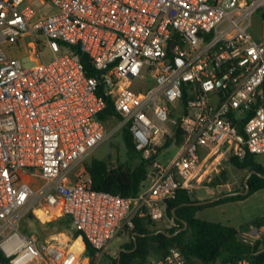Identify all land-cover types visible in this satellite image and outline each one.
<instances>
[{"label": "built area", "instance_id": "obj_1", "mask_svg": "<svg viewBox=\"0 0 264 264\" xmlns=\"http://www.w3.org/2000/svg\"><path fill=\"white\" fill-rule=\"evenodd\" d=\"M34 2L0 0V264H90L87 243L100 258L134 219L162 221L179 190L214 191L231 158L264 156V20L260 41L248 32L264 0H41L49 16ZM28 39L32 66L10 54ZM127 126L153 160L150 186L130 198L93 190L82 164ZM179 129L182 144L166 147ZM23 212L69 218L84 249L23 233ZM153 264L191 263L171 248Z\"/></svg>", "mask_w": 264, "mask_h": 264}, {"label": "trees", "instance_id": "obj_2", "mask_svg": "<svg viewBox=\"0 0 264 264\" xmlns=\"http://www.w3.org/2000/svg\"><path fill=\"white\" fill-rule=\"evenodd\" d=\"M88 68V57L84 58ZM108 106L101 115L103 120L114 115L111 101L107 99ZM124 144L127 148L129 159L118 167H112L111 160H90L85 164L92 180V188L98 192L121 195L126 198L136 197L142 191L145 182L149 178L150 167L153 160H143L134 148L129 126L122 131ZM184 140L182 131L179 129L174 138H168L166 147L172 142L181 145ZM135 158V159H133ZM230 163L237 169L256 171L248 180L250 192L248 195H230L242 193L240 191L224 193L228 196L214 202L200 206L193 205L200 202L184 190H179L174 200L165 204L166 216L175 223L174 228L165 230H152L153 222L144 219H134L133 227H127L130 233V242L123 249L112 264H145L151 255L153 245L165 257L169 249L178 248L186 256L191 264H239L248 261L250 264H264V236L262 239L248 244L239 239V230L230 225L216 222L199 220L196 218L198 211L217 207L230 202H238L250 195L264 191V165L259 163L257 157L249 154L240 160L231 158ZM217 177L211 185H219ZM247 186L244 184V192ZM219 195V196H221ZM218 196V197H219ZM67 225L71 224L69 218L64 217ZM254 226L258 229L264 227V217L258 220ZM186 227V228H185ZM74 239H78L79 232L73 233ZM89 263L92 264L97 258L98 252L87 243Z\"/></svg>", "mask_w": 264, "mask_h": 264}, {"label": "rangeland", "instance_id": "obj_3", "mask_svg": "<svg viewBox=\"0 0 264 264\" xmlns=\"http://www.w3.org/2000/svg\"><path fill=\"white\" fill-rule=\"evenodd\" d=\"M34 6L42 12L43 16H49L57 12L56 7L52 4L43 5L41 0H35ZM264 20V9L256 12L252 16L251 26L249 28V35L256 41H260L262 36V23ZM37 39L43 43H46L44 37H37ZM33 43V40H25L24 42L12 46L10 54L12 56L19 57L28 66L35 65L30 61V55L28 53L29 45ZM43 55L46 61L53 59L54 55L52 51L46 47L43 51ZM118 121L113 118L106 120V128L109 133H112L114 129L118 127ZM179 152L178 148L172 146L168 151L164 152L160 156V162L167 164L174 156ZM111 160L112 167H118L129 159L127 148L124 144L122 133H116L110 136L101 146L95 149L89 158L82 164H85L90 160ZM135 159V158H133ZM259 163L264 165V156L257 157ZM86 168V167H85ZM249 175V170H240L235 168L230 161L226 162L224 169L220 174L219 187L215 191H211L214 198L224 193L231 192H244V181ZM150 180L145 182V187H149ZM34 186H43L44 182L36 180L33 183ZM218 186V185H217ZM217 186L211 185L216 188ZM207 192L204 188H201L194 194V198L198 199L202 195H206ZM197 219L216 222L224 225H230L240 230L239 239L244 242L243 236L251 235L252 227L254 224L264 217V191L254 193L246 199L238 202H230L217 207L206 208L200 210L197 215ZM175 223L166 216L162 221L153 223L152 230H165L174 228ZM19 229L25 234L33 235L39 242L44 243L48 240L55 239L61 234L74 238L73 233L76 228L70 224L67 225L65 218L53 219L42 223L39 221L32 212H23L21 220L19 222ZM247 239L255 242L257 239L246 237ZM130 242V233L125 228L104 250L101 257H97L92 264H112L113 260L118 257V253L123 249L124 245ZM160 253L156 249V245H153L151 255L148 257L145 264H153ZM197 264H202L197 262Z\"/></svg>", "mask_w": 264, "mask_h": 264}, {"label": "water", "instance_id": "obj_4", "mask_svg": "<svg viewBox=\"0 0 264 264\" xmlns=\"http://www.w3.org/2000/svg\"><path fill=\"white\" fill-rule=\"evenodd\" d=\"M253 174H257V172H256V171H251V172L249 173V175L247 176V178H246L245 181H244V184H245L246 186L248 185V180H249V178H250L251 175H253ZM249 192H250V189H249V187L247 186L245 192H243V193H232V194H230V195H237V194L248 195ZM227 196H228L227 194H225V195H221V196H219V197H217V198H214V199H211V200L196 202V203H194L193 205H195V206H200V205H203V204H207V203H210V202L217 201V200H219V199H224V198H226ZM185 228H186V227H185ZM122 251H125V249H121V250L119 251V253H118V256H119V257H120V254H121Z\"/></svg>", "mask_w": 264, "mask_h": 264}, {"label": "bare ground", "instance_id": "obj_5", "mask_svg": "<svg viewBox=\"0 0 264 264\" xmlns=\"http://www.w3.org/2000/svg\"><path fill=\"white\" fill-rule=\"evenodd\" d=\"M41 218H44L45 220H49V218H45L44 214L40 211H38L37 213ZM74 248H76L79 252L82 251L83 249V243H82V240L81 239H78L75 241L74 243Z\"/></svg>", "mask_w": 264, "mask_h": 264}, {"label": "crops", "instance_id": "obj_6", "mask_svg": "<svg viewBox=\"0 0 264 264\" xmlns=\"http://www.w3.org/2000/svg\"><path fill=\"white\" fill-rule=\"evenodd\" d=\"M215 191V190H214ZM207 192V194L206 195H202L201 197H199L197 200H200V201H207V200H211V199H214V196H212V194H211V192H208V191H206ZM217 198V197H216ZM199 212V211H198ZM197 212V213H198ZM197 215V214H196ZM197 218V217H196ZM236 228V227H235ZM253 228H256V227H252V231H251V233L253 232ZM237 230H239L238 228H236ZM239 232H240V230H239ZM80 239V238H79ZM78 240V239H77ZM76 241V240H75ZM83 243V242H82ZM83 249H84V244H83ZM82 249V250H83Z\"/></svg>", "mask_w": 264, "mask_h": 264}]
</instances>
